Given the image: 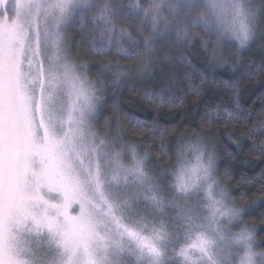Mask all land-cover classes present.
<instances>
[{
    "label": "snow or ice",
    "instance_id": "6c2138e0",
    "mask_svg": "<svg viewBox=\"0 0 264 264\" xmlns=\"http://www.w3.org/2000/svg\"><path fill=\"white\" fill-rule=\"evenodd\" d=\"M77 24L93 55L115 49L126 60L143 57L139 68L148 70L164 40L181 49L198 41L220 60L213 35L240 48L264 37V0H0V264H264L255 229L218 179L211 138L181 144L172 169L157 161V173L150 149L141 154L122 132L96 128L105 86L69 55L65 32ZM260 102L257 113L222 101L201 127L250 118L264 132ZM167 143L161 132L163 157ZM248 151L264 158V141Z\"/></svg>",
    "mask_w": 264,
    "mask_h": 264
},
{
    "label": "trees",
    "instance_id": "16d2710c",
    "mask_svg": "<svg viewBox=\"0 0 264 264\" xmlns=\"http://www.w3.org/2000/svg\"><path fill=\"white\" fill-rule=\"evenodd\" d=\"M128 2L130 0H125L126 4ZM259 2L256 0L257 4ZM126 23L131 21H122L121 25ZM195 31L204 40H209L200 28ZM69 34L70 50L78 55L83 65L89 67L91 79L105 86L102 97L104 106L97 119L100 131L122 132L124 140L135 144L137 149L141 148V153L144 149H150L152 167L157 172V161L165 170L172 169L181 144L197 140L201 133L206 141L211 138L207 147L215 148L217 153L218 176L230 190L234 201L245 208L250 207L244 221L255 228L258 244L264 249V191L261 190L264 185V176L261 175L264 158L248 151L254 141H264V132L255 129L250 118L222 123L219 127L215 124L211 128L201 127L204 113H215V106L222 101L230 110L234 107L233 101L238 100L242 109L251 108L260 112V98L264 96V72L258 69L264 65V37L258 35L243 50L231 44L215 47L217 54L223 56L220 60L212 56V48L206 52L198 41L181 49L164 40L155 46L151 67L145 70L139 68L144 62L143 57L126 60L116 55L115 49L109 56L93 55L86 47L88 29L81 32L79 24L70 28ZM213 39L212 36L209 42L214 45ZM249 66L255 69L250 73L253 79L244 78V70ZM193 69L196 70L195 76H192ZM121 72L123 76L117 80ZM186 72L191 77V83L197 86L198 96L188 94L189 78L184 75ZM145 91L163 93L167 98L162 104L159 98L150 103L144 96ZM140 130L144 131V136L134 135ZM161 132L168 141L167 157L161 156L157 149ZM146 136L151 139H146ZM237 141L242 148H237ZM226 165L229 175H225Z\"/></svg>",
    "mask_w": 264,
    "mask_h": 264
},
{
    "label": "rangeland",
    "instance_id": "374dc122",
    "mask_svg": "<svg viewBox=\"0 0 264 264\" xmlns=\"http://www.w3.org/2000/svg\"><path fill=\"white\" fill-rule=\"evenodd\" d=\"M255 2H256V0H255ZM122 21L125 22V20H124L123 18H121V24H122ZM198 29H199V28H198ZM69 31H70V28L65 32V36L67 37V41H68V43H67V47H68V50H69V55L71 56V58H72L73 60H75V61L77 62V64L83 65V64L80 62L78 55H77L76 53H73V52L70 50L71 38H70ZM101 31H102V29H101ZM98 34H99V33H97V36H98ZM84 35H85V34H84ZM213 37H214L213 41H215V42H214V45H215V47H218V48H219L220 45L231 44V45H234L236 48L238 47L239 49L243 50V49H246V48L249 46V44H251L252 42L255 41V39H254V40H253L252 42H250L246 47H244V48H240L239 45H238V42H236V41L233 40V39H229L227 36L217 37V36L213 35ZM88 70H89V67H87V77H88V79L92 80L91 77H90V75L88 74ZM92 81H93V80H92ZM102 97H103V96H102ZM102 97H101V100L103 101V98H102ZM103 106H104V104H103ZM103 106H102V108L100 109V113H99V115L102 114L101 111H102V109H103ZM98 117H99V116H98ZM97 119H98V118H97ZM96 128H97L99 131L101 130L100 127H99V125H98L97 123H96ZM208 148L211 149L210 147H208ZM137 151H138V152H141V148L137 149ZM141 154H142V153H141ZM189 160H191L192 163H195L194 156H189ZM149 167H151L152 169H154V170L156 171V169L152 167V162H151V160H150ZM156 172H157V171H156ZM158 172H159V171H158ZM158 172H157V173H158ZM168 177H169V176H168ZM168 177H166V179H165V181H164L165 183H167L168 181L171 180V178L168 179ZM218 179L221 181V179L219 178V176H218ZM221 182H222V181H221ZM222 185H223V187H225L226 189H228L227 186H226L223 182H222ZM228 191H230V190L228 189ZM229 193H230V192H229ZM230 196L232 197L231 194H230ZM232 201L235 203V205H236L237 207H239V208H241V209H244L243 216H242L243 223L246 224L249 228H253V227L249 226L247 223H245V221H244V216L247 214V211L250 210V207H249V208H245V207H243V206H240L236 201H234L233 198H232ZM254 229H255V228H254ZM232 230H233L234 232H235V231H239V227H235V228H233ZM255 233H256V230H255ZM256 234H257V233H256ZM256 239H257V236H256ZM257 242H258V240H257ZM259 249H263V248H261V247L259 246ZM259 249H258V250H259Z\"/></svg>",
    "mask_w": 264,
    "mask_h": 264
}]
</instances>
